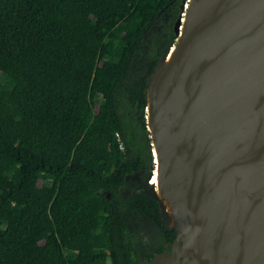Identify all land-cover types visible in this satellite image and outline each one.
Here are the masks:
<instances>
[{
	"label": "trees",
	"instance_id": "obj_1",
	"mask_svg": "<svg viewBox=\"0 0 264 264\" xmlns=\"http://www.w3.org/2000/svg\"><path fill=\"white\" fill-rule=\"evenodd\" d=\"M186 0H0V264H139L159 202L146 88Z\"/></svg>",
	"mask_w": 264,
	"mask_h": 264
},
{
	"label": "water",
	"instance_id": "obj_2",
	"mask_svg": "<svg viewBox=\"0 0 264 264\" xmlns=\"http://www.w3.org/2000/svg\"><path fill=\"white\" fill-rule=\"evenodd\" d=\"M181 9L176 42L145 91L153 162L178 232L153 264H188L186 245L202 264H264V0ZM145 193L173 226L156 186Z\"/></svg>",
	"mask_w": 264,
	"mask_h": 264
},
{
	"label": "flooded vegetation",
	"instance_id": "obj_3",
	"mask_svg": "<svg viewBox=\"0 0 264 264\" xmlns=\"http://www.w3.org/2000/svg\"><path fill=\"white\" fill-rule=\"evenodd\" d=\"M152 162H153V154H152ZM152 166L153 168L149 169L147 165L143 164L141 169L135 171L134 174L127 176V179L133 180L134 182H132L131 187L129 186L124 187V189L122 190L124 196L130 195L133 191L145 193V190L150 189L151 186L154 185L151 178L155 170L154 162ZM158 209L160 214L159 220L148 218L145 221L141 222L140 241L137 244L140 250L139 264H153L154 259L158 254H162L165 252L171 253V251L174 250L173 244L175 243V240L177 239L178 236V232L176 231L175 228V223L173 226H171L170 223L167 222L162 217L160 202L158 204ZM174 222H175V217H174Z\"/></svg>",
	"mask_w": 264,
	"mask_h": 264
},
{
	"label": "bare ground",
	"instance_id": "obj_4",
	"mask_svg": "<svg viewBox=\"0 0 264 264\" xmlns=\"http://www.w3.org/2000/svg\"><path fill=\"white\" fill-rule=\"evenodd\" d=\"M185 21H186V19H185ZM185 31H186V26L183 25L181 27V37H183ZM177 48H178V45H175L172 48L169 56L166 59V62H170V60H171L172 56L174 55V53L176 52ZM155 153H157L156 149H155ZM156 160L158 162V156H157ZM151 178H152V182L154 183V186H156V188L158 189L159 193L167 200L166 202L169 205V211H172L171 213H172L173 218H174L176 211L174 210V207L172 206V203L168 200V198L162 192V188H161L162 187V183H161L159 172L157 170H154V173H153ZM180 219L183 222V218L181 217ZM175 225H176V217H175ZM189 248L190 247H188L186 245V246H184V248L182 250L183 256L185 258V262L188 263V264H202V261L200 260L199 256L195 252L190 251ZM191 256H192V259H191Z\"/></svg>",
	"mask_w": 264,
	"mask_h": 264
},
{
	"label": "rangeland",
	"instance_id": "obj_5",
	"mask_svg": "<svg viewBox=\"0 0 264 264\" xmlns=\"http://www.w3.org/2000/svg\"><path fill=\"white\" fill-rule=\"evenodd\" d=\"M182 13V12H181Z\"/></svg>",
	"mask_w": 264,
	"mask_h": 264
}]
</instances>
